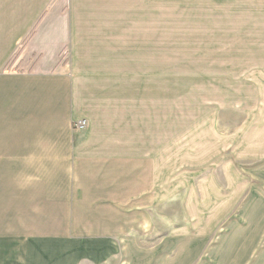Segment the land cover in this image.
I'll list each match as a JSON object with an SVG mask.
<instances>
[{
	"label": "crops",
	"instance_id": "crops-1",
	"mask_svg": "<svg viewBox=\"0 0 264 264\" xmlns=\"http://www.w3.org/2000/svg\"><path fill=\"white\" fill-rule=\"evenodd\" d=\"M50 1L167 0L0 3ZM68 14L46 34L47 57L36 68L1 71L8 46L0 57V264H212L224 254L232 258L229 237L242 209L256 198L253 210H264V169L261 187L252 189L236 219L233 189L171 188L163 158L139 147L137 128L124 124L122 107L113 105L122 60L83 53L121 50L87 39L94 29L136 31L137 11L89 7ZM67 41L71 57L64 62ZM83 120L88 127L75 129ZM203 195L211 208L205 219ZM246 264H264V224Z\"/></svg>",
	"mask_w": 264,
	"mask_h": 264
},
{
	"label": "rangeland",
	"instance_id": "rangeland-1",
	"mask_svg": "<svg viewBox=\"0 0 264 264\" xmlns=\"http://www.w3.org/2000/svg\"><path fill=\"white\" fill-rule=\"evenodd\" d=\"M89 7L138 13L136 31L113 28L98 34L94 29L87 39L121 50L83 53L122 60L121 81L111 89L118 97L112 101L122 107L124 124L137 128L139 147L163 158L164 180L171 188L233 189L236 219L252 189L262 185L264 0L0 3V57L9 48L1 71L36 68L47 57L45 37L56 32L51 27L56 29L69 12L81 14ZM70 47L69 41L63 45L64 62L71 57ZM129 64H134L132 76ZM257 202L253 198L246 203L229 237L233 257L224 254L212 264L247 263L262 237L264 210H253ZM209 209L203 195L204 219Z\"/></svg>",
	"mask_w": 264,
	"mask_h": 264
},
{
	"label": "built area",
	"instance_id": "built-area-1",
	"mask_svg": "<svg viewBox=\"0 0 264 264\" xmlns=\"http://www.w3.org/2000/svg\"><path fill=\"white\" fill-rule=\"evenodd\" d=\"M87 127H88V122L86 120L75 123V129H85Z\"/></svg>",
	"mask_w": 264,
	"mask_h": 264
}]
</instances>
